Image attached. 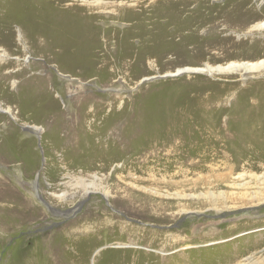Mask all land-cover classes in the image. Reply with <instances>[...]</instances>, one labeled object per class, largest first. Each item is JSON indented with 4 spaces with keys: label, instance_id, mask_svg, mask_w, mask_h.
<instances>
[{
    "label": "rangeland",
    "instance_id": "374dc122",
    "mask_svg": "<svg viewBox=\"0 0 264 264\" xmlns=\"http://www.w3.org/2000/svg\"><path fill=\"white\" fill-rule=\"evenodd\" d=\"M22 1L41 6L37 0H0V16L20 11ZM62 1L55 5L62 9H52L54 14L62 19L75 18L78 14L67 9L69 3H75V10L81 9L91 28L85 23L79 26L80 38L74 45L62 47L61 52L56 48L47 54L30 47L19 63L7 66L13 72L8 79L15 80L16 85L0 77V92L19 94L27 76H43L59 102L61 118L73 128L78 126L76 115L67 111L66 104L88 96L90 109L99 107L101 117L92 116L99 125L118 117L119 127L125 130L117 129L115 134L124 138L121 148L127 146V155L75 165L66 154V146L61 147L65 142L53 144L59 139L51 135L54 118L49 119L50 124L43 116H25L19 121L0 110V136L9 123L15 128L10 141L0 144V264H25L22 257L44 264L52 242L63 247L62 264H83L73 257L75 245H64L69 239L61 238L62 232L75 227L69 222L79 214L87 225L95 224L97 216L103 214L113 221L120 218L154 229L155 239L162 241L169 239L166 233H181L183 241L174 242L180 249L175 251L167 244L169 251L163 252L178 264H264V123L257 124L256 120L264 119V70L254 71L247 78L236 73L187 71L189 67L204 68L206 63L226 64L237 58L239 51L258 50L260 54L264 33H238L223 23L217 29L188 23L201 3L221 5L227 0H198L200 4L197 0L187 4L142 0L135 12L128 11L122 17L107 3L90 11L81 1ZM201 11L199 16H208L205 7ZM16 24L19 22L12 29L0 27V44L15 41L13 45L18 48ZM222 39H227L223 47ZM240 40L245 43L240 44ZM22 67H27V73L15 74ZM2 73L7 74L5 70ZM78 83L83 87H77ZM118 85H122L121 90L113 88ZM0 103L13 104L2 94ZM74 104L75 110L82 102ZM147 116L156 117L154 124L167 119L177 122L179 138L169 140L165 130L154 132L152 141L142 139L131 125L148 126L144 121ZM246 117L256 135L251 134L243 143L242 137L250 136L240 131ZM174 122L167 127L176 128ZM33 126L43 128L40 131ZM46 132L47 137L42 138ZM95 142L98 146L97 139ZM18 143L24 145L20 150H16ZM117 146L111 145L113 149ZM105 191L110 195L105 196ZM63 194L67 201L78 202L74 212L56 196ZM117 197L122 201L112 202ZM213 197L219 204L211 201ZM93 198L101 201V207L90 205ZM89 206L90 212L85 214ZM124 233L122 241L110 236L97 244L95 248H101L102 255L98 259L108 255L110 262L118 264L133 258L137 251L158 253L146 240L127 239L135 231ZM71 236L76 240L81 235L77 231ZM94 257L96 254L84 264H99Z\"/></svg>",
    "mask_w": 264,
    "mask_h": 264
},
{
    "label": "bare ground",
    "instance_id": "6f19581e",
    "mask_svg": "<svg viewBox=\"0 0 264 264\" xmlns=\"http://www.w3.org/2000/svg\"><path fill=\"white\" fill-rule=\"evenodd\" d=\"M37 1L39 2L41 6L38 7L35 5L34 6L28 5V3L24 4L25 2L22 1L21 2L22 6L21 4H19L18 10L20 11L18 12L12 11V14L9 12L7 14L0 16V27H6L8 29H12V26L15 25V23L19 22V25L16 24L18 26V36H19L18 48L16 45H13L15 41L11 42L10 45H7L5 43L0 44V77L2 78V81L4 79L5 82H7V79L12 77L11 74L13 72L9 71L11 65L13 66V64L16 62L19 63V60L22 57V55L26 54L27 51L30 50L29 49L30 47L32 48V46H34L33 47L34 49L38 51L44 50V52L46 53L49 49L55 50L56 48L57 49L60 48V52H61L62 47H64L65 45L72 46L74 45V40H76V38H80L79 26H83L85 23L88 27H90L89 21H87L86 18L82 16L83 12L81 11V9L79 8L75 10L77 7L75 3H69L67 6L68 7L67 9L68 11L76 12L78 16H76L75 18H66V19L63 18L62 19L58 14H54L55 12L52 10V9H62V8H58L57 6H55V5L60 6L61 3L63 2L62 0H37ZM73 1H76V2L81 1V3H83L84 6L86 7L88 6L87 8H89L90 11L91 9H93V7H98L101 4L107 3L111 5L112 8L110 9H112V11L115 14L117 13L118 15L122 17L124 14H127L128 11L135 12L136 7L140 5L142 0H128L129 2H127L126 0H110L107 2L104 0H95V1L73 0ZM172 1L173 2L178 1L182 4H187L189 2H186V1H192V0H155V2L159 4L160 3L167 4L168 2H172ZM200 2L198 1L199 4ZM8 3L11 5L14 4V2H6L7 5ZM256 5L260 7L259 10H257ZM204 7H205V10L208 12V16L207 15L206 17L204 15L199 16V15H202L201 13H203V11L201 10ZM8 8L13 10V8L11 7H8ZM198 8L199 9L197 11L199 12L193 15L192 19L188 21L189 24L191 23L195 25L197 22L199 27L207 25V26H210L211 28L213 27V29H217V27L223 23L226 28L233 29L235 32H238V33L250 34V35H254V34L257 35V34L264 33V0H254V2L252 0H227L221 5L218 4V5H208V6L206 5V3H201ZM118 11H122V12L118 13ZM138 22L139 21H137V23ZM135 24L136 23H134V25ZM162 24L165 25L166 23L162 22ZM9 31L12 32L13 30H9ZM30 40L32 41L31 46L29 45ZM224 40L222 39L220 41L221 47H223L224 44L227 43L226 42L227 39H224ZM248 40H251V39L247 38V41ZM239 43L242 44L245 42L240 40ZM260 50H261L260 54L256 52L258 50H254V52H252V50L242 51V52L239 51L238 52L239 55L237 56V58L228 61L226 64H221V65L217 64L216 66H214L213 64L206 63L204 68L197 69V68L189 67L187 68V71H200V72L207 71L206 73H209L212 75L214 72L225 73V74L236 73V74H239V76L243 75L244 78H247L248 76H250V73L254 71L261 72L264 70V48H260ZM244 57L246 58L251 57L250 58L251 60L241 61ZM49 58L51 59V56H49ZM31 63L32 65L40 64L38 62H31ZM7 66H10V67L7 68ZM27 67L20 68L19 71L15 72V74H19V75L26 74L28 70ZM15 69L16 68H14V71ZM4 70L7 72V74L2 73V71L4 72ZM45 80L46 79L43 76H39L36 78L27 76L26 81H25L26 84L22 88L23 91L21 93L19 92V94H17L14 92L13 94H11L7 91H3L2 93L0 92L2 96L7 97L13 103V104L7 103V106H3L0 103V110L8 113V115L12 116L15 120L17 119L19 121H21L22 118L25 116L35 117V118H39L40 116H43L45 117L44 119H46L44 122L50 124L51 122L49 121V119L51 120L52 118H54L53 120H51L53 122L51 123V128H50V130H52L51 135L53 138H59V139L53 142V144L56 146V145H61L63 142H65L61 145V147H63L64 145L66 146L67 148L66 154L67 155L70 154L71 161L75 165L77 164L83 165L85 164V162H89L90 164H93V163L96 164L97 163L96 161L98 160L99 161L106 160L107 162V160L114 159V158L118 159L121 157H125L127 155L126 154L127 146L123 145V147L121 148V144L124 138L120 137L119 139L117 134H115V131L117 129H119V132H122L125 130L123 126L119 127L118 125L119 121H117L118 117L117 118L113 117L108 120L106 118L107 122L105 121L103 125L102 124L99 125L98 120L93 118V117H101V115L99 116V113H100L99 107L94 106V109H90L91 101L88 96L83 97L82 100L77 98L75 101L80 100L82 102V104L78 107V109L74 110L73 106L75 105L74 104L75 101L74 102L69 101V103L66 104L68 105L66 107L67 111H69V113L72 115H76L74 118H76L75 122L78 123L77 124L78 126H76V128L71 127L68 123L65 122L64 119L61 118L60 116L62 115L61 110L57 109L59 107V102L52 95V92L50 88H48V85ZM8 81L10 82L12 86L16 85L15 80L8 79ZM119 82H122V81H119ZM109 84L111 85L113 83H109ZM7 85H9V83ZM27 85L29 86L31 90H28ZM78 86L83 87L82 83L81 84L78 83L77 87ZM121 86L122 85H118L117 87L114 86L113 88L121 90L122 88ZM6 89L8 88L6 87ZM93 96L94 95H92L91 97ZM155 119L156 117L147 116L144 119V121H148V126H145V124H143L142 126H139L136 123H133L131 125V127L133 128L132 131H135L142 137V139H147L148 141H152L154 139L152 136L154 132L159 131L158 133H162V132H165V130L167 134L169 135V140L174 139L175 137L179 138L180 136L179 132L181 130L178 127L177 122L170 121L167 119L162 124H158V123L154 124ZM247 120H248V117H246L245 120H242V122H245V124L243 128H241L240 131H242V134L243 133L246 134L245 132H248L250 136H243L244 137V138L242 137L243 143L246 142V140L249 139V137H251V134L252 135L254 134V128L252 127L253 124L249 120H248L249 122H246ZM256 120L258 121L257 124L264 123L261 121V120H264L262 118L261 119L257 118ZM172 122H174V124L176 123L175 125L176 128L167 127V125ZM248 123H250V125L252 126L250 127ZM28 126H31V125H28ZM100 127H101V130H100ZM138 127H143V128L139 131L134 130ZM33 128L35 130L39 129L41 131L43 127H41L40 129L39 126H33ZM65 129L67 131H65ZM14 130L15 128L13 127V124L9 123L6 126V129L4 130L3 134H1L0 136L1 145H4V144L6 145L7 139L10 141L9 137L13 134ZM63 130L65 131V133L61 135V132ZM109 130L114 131V132L109 133ZM99 133H100V136L97 135ZM47 134L48 132L42 135V138H46ZM95 137L98 140V146H97V143L95 142L96 140ZM21 144L22 143H18L19 148L16 150H20V148L24 146V145L20 146ZM113 144L118 145L117 146L118 148L113 149L111 147V145ZM14 147L17 148V146L15 145ZM10 148L13 149V147H10ZM85 150H88L89 152H85ZM114 154L115 155L117 154L118 156L114 157L113 156ZM78 179H81V178H78ZM7 182L10 183L9 180ZM104 194L105 196L110 195L108 191H105ZM56 196H58V198L62 199L65 202L64 206L71 207L69 208L71 209L70 212H74V208L78 202H76L75 200L67 201L68 197L65 194L56 195ZM74 196L75 194H73L71 198H73ZM116 200L122 201L121 197H117L116 199L113 198L112 202L116 203ZM211 201L215 202V204L218 203V201L214 197L211 198ZM92 203H96L97 207H101V201L97 200L96 198L92 199L90 205ZM49 205L51 208L52 207L51 204ZM52 205L55 206L53 203ZM31 206L35 207L36 205L32 203ZM56 208L57 207L55 206V209ZM89 208L90 206L85 211V214L90 212ZM183 210L185 209H182L181 211ZM95 213L96 215H98L97 214L98 212H95ZM83 217H84L83 214L77 215L74 218V220L69 222V225H72L75 227L65 230L64 232L61 233L62 237L60 236L61 238L68 237L67 239H69V241H67L66 243L62 242V244L65 243L64 245H70V244L75 245V247L77 248L76 250L77 253H75L73 257L76 258L75 260L82 261L83 264L86 263L90 259L91 255L93 256L95 254H96V257H94L95 262L97 261V263L99 264H115L116 261L113 262L112 260V262H110L108 255L104 256L103 259L101 258V260L98 259L100 258L99 254L101 253V248H95V246L97 244H100L101 242H104V240L106 238H109L110 236L112 238L113 236L117 237L118 239H121L120 241L124 240L126 237V234L124 232L126 230H132L136 232V234L130 233L127 239H130V240L135 239V240H141V241L146 240L147 242H149L148 245L150 247H153V249L158 251V253L144 252L143 254V252L137 251L135 256L133 253V256H134L133 258L123 259L121 260L122 262H119L118 264H131L133 261L135 264H178V262L171 261L168 256H165L166 253H163V252L169 251L168 248L170 247H168L167 244H170L175 249V251H178L180 249V248L178 249L177 247H175L174 242L183 241V237L181 236L182 235L181 233H173V232L166 233L164 236L168 237L169 239L162 241L160 239H155L157 235L156 230L150 229V228L147 229V228H144L138 225H133L131 223L124 222L120 218L113 221L111 216L101 214L97 216V220H95L96 221L95 224L88 223L90 225L89 226L87 225V223L81 222ZM77 231L80 233L81 236L79 238H76L75 240L74 237L71 236V234H74ZM57 240H59V238ZM58 242H61V241H58ZM120 244L123 245V243H120ZM51 245L47 246L48 247V250H46L47 257L43 258L44 264H62V260H63L61 258V253H62L61 250L63 248L62 245L57 242L55 243L52 242ZM182 248L183 247H181V250ZM65 252H66V249H65ZM91 252L93 254H91ZM19 256L20 255H18V257ZM52 257H55L54 258L55 260L51 262ZM22 261L25 264H34L35 262L33 258L26 259L25 257H22Z\"/></svg>",
    "mask_w": 264,
    "mask_h": 264
}]
</instances>
